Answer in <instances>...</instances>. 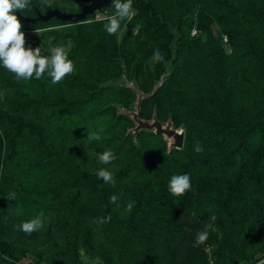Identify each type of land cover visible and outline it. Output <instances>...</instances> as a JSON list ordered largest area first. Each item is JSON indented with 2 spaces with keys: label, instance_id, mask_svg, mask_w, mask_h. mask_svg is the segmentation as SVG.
I'll return each mask as SVG.
<instances>
[{
  "label": "trees",
  "instance_id": "1",
  "mask_svg": "<svg viewBox=\"0 0 264 264\" xmlns=\"http://www.w3.org/2000/svg\"><path fill=\"white\" fill-rule=\"evenodd\" d=\"M74 6L31 0L17 13ZM132 7L116 35L103 27L112 0L81 22H21L26 48L50 56L65 47L75 72L52 85L46 73L18 81L0 66V264H264V0ZM157 49L164 59L153 63ZM165 73L139 118L154 113L184 130L182 148L168 152L160 135L133 138L131 119L117 111L135 99L118 78L148 94ZM93 131L99 141L88 139ZM106 150L116 156L110 164L98 159ZM101 168L114 183L97 178ZM183 174L191 189L170 196L171 176ZM41 213L39 231L18 230ZM208 224L207 241L194 246Z\"/></svg>",
  "mask_w": 264,
  "mask_h": 264
},
{
  "label": "clouds",
  "instance_id": "2",
  "mask_svg": "<svg viewBox=\"0 0 264 264\" xmlns=\"http://www.w3.org/2000/svg\"><path fill=\"white\" fill-rule=\"evenodd\" d=\"M46 7H52V0H42ZM133 0H112L114 9L111 15L103 17L104 30L108 35H116L121 29V22L131 20L136 12L132 7ZM31 10V0H0V66H3L8 72L13 73L15 78L19 80L41 79L46 73L50 77V83L56 85L61 82L67 75L74 74L75 66L72 60L68 59V53L65 47H52L49 51L50 56H41L40 49L25 47L26 37L22 31V24L15 13ZM89 20L87 23H93ZM64 27H72V25H64ZM153 63L163 61V54L157 49L152 56ZM98 132L93 131L88 139L100 140ZM194 151L199 153L202 147L197 144ZM98 159L103 164H110L115 159V153L106 150L99 154ZM97 178L101 179L105 184L114 183L112 173L106 169H99L96 173ZM191 189V178L188 174L172 175L167 191L172 197H181ZM9 199H15V194L10 193ZM118 197L113 195L110 197L112 203H116ZM134 202L127 204V209L131 211ZM43 213L35 218L25 220L18 225V230L26 235H31L35 231H39L44 226L42 220ZM111 217L103 218L100 223H107ZM210 219L214 222L216 217L213 215ZM211 224L205 226V230L196 234L194 246L204 244L209 236L208 229ZM7 259V257H5Z\"/></svg>",
  "mask_w": 264,
  "mask_h": 264
},
{
  "label": "water",
  "instance_id": "3",
  "mask_svg": "<svg viewBox=\"0 0 264 264\" xmlns=\"http://www.w3.org/2000/svg\"><path fill=\"white\" fill-rule=\"evenodd\" d=\"M75 4H83L78 12L68 13L64 11H59L54 8L46 11L44 14H37L34 18H24L21 17L18 13H15L22 23L37 24L40 22H46L50 18H55L56 20L62 22H81L85 19L87 15H92L95 11L102 8H107L110 4V0H67ZM165 74L161 75L159 81L153 85V88L150 93L144 94L140 92L137 88L134 87L132 83H128L124 76H121L117 81H123L125 87L130 88L134 95L135 99L131 105V110H124L119 108L117 111L124 115H127L132 123L133 127L127 131L131 133L134 138L135 134L140 130H145L153 134L160 135L166 143L167 152L170 149H181L183 144L184 130L182 128L174 129L172 123L169 119L166 122L162 123L156 120L154 113H152L149 120H143L139 118L140 113V104L141 101L155 92L157 87L160 86L161 81Z\"/></svg>",
  "mask_w": 264,
  "mask_h": 264
},
{
  "label": "flooded vegetation",
  "instance_id": "4",
  "mask_svg": "<svg viewBox=\"0 0 264 264\" xmlns=\"http://www.w3.org/2000/svg\"><path fill=\"white\" fill-rule=\"evenodd\" d=\"M75 4V3H74ZM83 4L81 3V4H75V6H74V8H77L78 9V11H79V9L81 8V6H82ZM77 11V12H78ZM98 11V10H97ZM68 13H71V12H68Z\"/></svg>",
  "mask_w": 264,
  "mask_h": 264
},
{
  "label": "built area",
  "instance_id": "5",
  "mask_svg": "<svg viewBox=\"0 0 264 264\" xmlns=\"http://www.w3.org/2000/svg\"><path fill=\"white\" fill-rule=\"evenodd\" d=\"M93 18H94V19H98V18H99V17H98V14H95V15L93 16ZM191 34H194V30L191 31Z\"/></svg>",
  "mask_w": 264,
  "mask_h": 264
},
{
  "label": "rangeland",
  "instance_id": "6",
  "mask_svg": "<svg viewBox=\"0 0 264 264\" xmlns=\"http://www.w3.org/2000/svg\"><path fill=\"white\" fill-rule=\"evenodd\" d=\"M98 17L100 18L101 15L99 14ZM32 35H35L36 36L37 35V32H33Z\"/></svg>",
  "mask_w": 264,
  "mask_h": 264
}]
</instances>
